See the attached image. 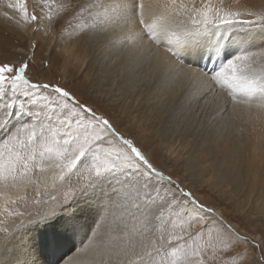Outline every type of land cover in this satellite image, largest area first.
<instances>
[{"label":"snow or ice","instance_id":"obj_1","mask_svg":"<svg viewBox=\"0 0 264 264\" xmlns=\"http://www.w3.org/2000/svg\"><path fill=\"white\" fill-rule=\"evenodd\" d=\"M238 3L92 0L79 7V14L94 19L91 27L97 33L111 29L113 34L105 37L109 45L137 50L149 42L147 51L153 44L164 45L170 74L207 78L228 89L233 101L240 92L244 99L258 95L264 104V49L250 50L255 36L235 35L252 31L254 24L264 29V13H248L255 20H240L241 13L233 11ZM8 7L18 8L24 21L42 18L29 16L24 0ZM211 61H219L211 73L199 68ZM28 69L27 60L0 61V144L8 148L7 158L0 149V186L34 183L30 174L38 170L46 199L37 183L32 200L37 211L8 212L20 217L11 225L0 220V264H39L38 254L54 252L64 238L84 228L85 212L92 208L99 219L89 226L85 251L106 250V264H236L246 255L236 252L226 259L234 245L248 238L160 171L108 118L65 87L34 82ZM10 145L19 150L13 152ZM0 197H6L5 206L28 203L26 193L12 198L0 191ZM124 215L131 224L123 223ZM34 225L38 236L17 239Z\"/></svg>","mask_w":264,"mask_h":264},{"label":"rangeland","instance_id":"obj_2","mask_svg":"<svg viewBox=\"0 0 264 264\" xmlns=\"http://www.w3.org/2000/svg\"><path fill=\"white\" fill-rule=\"evenodd\" d=\"M87 1L72 0L68 4L66 0H59L60 4L57 6L55 3L54 10V8L46 7L43 0H29L32 5L29 16L37 12L36 15L42 17L38 22L32 21L33 24L30 20L24 21L18 8L8 7V3L15 5L16 0H0V61L27 60L29 63L27 75L34 82L65 87L81 103H87L99 115L108 118L119 132L126 138L132 139L141 148L160 171L165 175H171L174 181H177L186 191H191L196 199L206 207L212 208L216 214L215 209L219 210L222 214L219 216L231 224L241 236L248 238L247 243L234 245L225 254L226 259L236 252H246L242 259L236 261V264H264V260L261 259L264 257V201L259 204L258 200L252 198L249 203L246 202V186L235 187L233 177L213 168L218 158L208 154L201 157L199 163V159L194 157V154H190L192 147L202 134H211L212 130L225 134L235 122L236 116L229 110L226 101V98L230 96L229 90L225 88L210 102L206 99L204 103L202 99L190 102L194 98L191 96L193 91L182 95V98L179 95H172L174 99L171 102L163 96V99L153 103L155 99H148L143 93L145 86L157 82L163 84L171 79L172 74H161L157 69L143 68L147 55H140L138 59L141 57L143 59L136 61L133 66L125 62L127 65L118 70L114 65L118 57L121 59L123 56L121 60H118L121 63L125 59V50L121 52L123 47L115 50L116 56L101 55L100 46L94 44L93 40L101 39L104 33L95 32L91 25L78 26L75 21L78 17L84 16L79 14V7ZM24 2L26 6L28 0ZM61 4L64 5V9L59 10ZM42 5H44L43 11L40 12ZM239 10H245L247 15L248 13H264V1L247 7L234 5L233 11ZM238 19L255 20V16L249 15L248 18L238 17ZM70 20L74 23L69 24ZM30 25H32V36L27 30ZM252 29V31L237 32L235 35L255 36L256 39L251 41L250 50L260 51L264 49V40L260 38L264 29L255 24ZM127 72L131 75L125 78ZM187 97L189 99H186ZM187 134H189V146L182 150L180 141ZM2 135L3 132L0 131V136ZM9 147L13 152L19 150L18 146L10 145ZM0 149L5 151L7 158L8 148L0 144ZM37 171L34 173L39 175ZM39 191L41 198L46 199L43 196L44 189ZM25 193L28 196V203L17 202L11 211L21 213L37 211L38 206L32 203L37 192L26 191ZM253 195L255 198L258 197V191H255ZM121 215L122 213H116L117 218ZM19 219L20 217L13 216L6 224L11 225L14 220L19 222ZM96 219H99L96 208L87 209L83 218L86 226L75 234H69L60 242L64 248L68 247L67 250L71 244H78L70 248V251H73L69 255L78 261L79 258L75 256V252L81 251L79 264H106L109 259V253L106 250L89 248L87 252L85 251L91 235L89 226H93ZM123 223L131 224L126 215H124ZM195 227L199 228V225ZM100 231H103V228ZM38 235L39 229L34 225L29 232L17 239L28 240ZM78 248L80 249L77 250ZM127 259H134V257ZM209 264L214 262L209 260Z\"/></svg>","mask_w":264,"mask_h":264},{"label":"bare ground","instance_id":"obj_3","mask_svg":"<svg viewBox=\"0 0 264 264\" xmlns=\"http://www.w3.org/2000/svg\"><path fill=\"white\" fill-rule=\"evenodd\" d=\"M66 1L68 2V4L72 2V0H66ZM262 1L264 0H239L238 4L241 5L242 7H247L248 5L251 4L262 3ZM91 2L92 0H88L84 4ZM98 2L103 3L105 2V0H98ZM195 2H196V6L201 5V0H195ZM213 2L215 3L216 0H213ZM55 3H57V6L60 4L59 0H47V4L45 5L46 7L54 8L55 10L56 8ZM145 3L150 4L152 3V0H145ZM185 3H189V6H191L190 0H185ZM224 3L226 6L233 5L232 0H224ZM31 7L32 5L29 3L28 0L26 4L28 13L32 11ZM67 7L66 10L68 9ZM61 9H64L63 4H61L59 10ZM233 10H234V6H233ZM93 11H95V9ZM40 12L42 11L40 10ZM239 12L241 13L239 17L241 18L249 17V15H247L245 10H239ZM83 14L84 16L82 15V17H78L75 20L78 26L81 25L84 26L85 24L92 25L95 22L93 18L89 17L87 12ZM55 20L58 21V19ZM72 20L69 21V24L74 23L72 22ZM27 28H28L27 29L28 34L32 36L33 34L32 25H30V27ZM103 33H104L103 34L104 37L98 40H93L94 44H97L98 47L100 46L99 53L101 55L113 56L115 55L114 53L115 50L118 47H119L118 49H120L121 47L119 44L113 46L106 43L105 37L113 34L111 32V29ZM119 34L120 31L115 33V35H119ZM148 43L149 42H145L137 50L130 49V46H125L121 48L122 49L121 52L125 50V55H126L125 59L122 60L121 63L120 61L118 62V60H121L123 56L121 59L120 57H118L117 62L114 66L118 68V70H121L124 68L123 67L124 65L130 64L133 66L136 61L138 60L141 61L143 57L138 59L140 55H147L148 58L146 59V61H144L145 65L143 66V68L145 67L148 69H157L158 73L169 74L172 65L171 63L169 65H165L164 63V61L168 58V54L165 52V46L164 45L156 46L153 44L151 51H147L146 49L148 48ZM251 44L252 42H250V45ZM125 62L127 64H125ZM218 65H219V61L201 62L199 68H201L204 71H207L208 73H211L212 71L218 68ZM115 71L117 72V70ZM171 74H172L171 79L169 81L167 80L163 84H159V82L155 84L152 83L147 84L143 91L144 95H146L148 99H153V100L155 99L153 103L157 102L160 99H163L162 98L163 96H166V99H168V101L170 99L171 102L174 99L172 95H179L182 98L183 97L182 95L194 91L192 95L190 94L191 96L194 97L190 100V102L200 101L201 99L202 102L205 101L204 99L210 102L211 100H213L214 97H217L225 89V87L217 85L213 81L207 78L197 77L195 79L190 80L187 78H177L175 76V73H171ZM130 75L131 73L127 72L126 76L124 77L126 78L129 77ZM236 96H237L236 101H233L231 95L228 98L225 97L229 110L232 112V114L236 116V120H234L235 122L230 127V129L226 131L225 134H222L221 132L218 133V131L216 130H212L211 134H202L201 137L198 138L197 143H195V146L192 147V153L190 154L191 155L194 154V157H197L199 159V163H200V158L208 154H211V156L214 158H218V162L217 161L216 163L214 162L215 166L212 165L213 168L220 173H225L228 174V176L233 177V181L235 182L234 183L235 187H239V185L246 186V193H245V198L247 199V200L245 199L246 202L248 201L249 203V200H252V198H254L255 200H258L259 204H261L264 201V104L261 103L258 95L253 99H244L243 93L237 92ZM186 99H189V97H187ZM188 135L189 134L182 137L183 139L182 141H180L182 145L181 147L182 150L186 149L189 146ZM37 174L39 175H36L35 173L30 174V178L32 181H34V183H30L26 185L21 184L18 188L17 187L4 188L0 186V191L5 192L7 196H11L12 198H15L21 194H24L26 191L32 193L37 192V188H36L37 183L41 184L39 190H42L43 177L42 174L40 173ZM255 191H258L259 193L258 197L256 198L253 195ZM5 198L6 197H0V213H2V215H0V220H5L6 223H9V221L13 218V216H9L8 212H10L11 208H14L16 204L15 205L9 204L5 206L4 204ZM215 211L217 212L218 215H222L219 210L215 209ZM75 244L78 245L77 243ZM75 244H71V246L67 250L68 247L64 248L63 244L60 243L59 244L60 246H58L54 252H48L45 253L44 255L38 254L37 258L39 264H79L81 258V251L75 252V256L79 258L78 261L77 259H74L71 255H69V253L71 254V252L73 251V250L70 251V248L72 246H76ZM79 249L80 248H78L77 250ZM45 255H47V257ZM59 256L60 257L63 256V257L59 259L58 258Z\"/></svg>","mask_w":264,"mask_h":264}]
</instances>
